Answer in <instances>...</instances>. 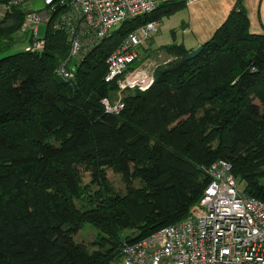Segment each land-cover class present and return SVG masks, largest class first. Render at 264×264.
Instances as JSON below:
<instances>
[{"label":"trees","instance_id":"obj_1","mask_svg":"<svg viewBox=\"0 0 264 264\" xmlns=\"http://www.w3.org/2000/svg\"><path fill=\"white\" fill-rule=\"evenodd\" d=\"M241 1L197 57L165 46L177 61L157 67L149 88L125 89L119 113L102 102L119 88L105 81L108 55L184 2L123 22L74 62L72 81L57 72L70 53L66 31L51 22L42 52L6 54L28 11L0 20V264H114L125 243L185 219L210 183L205 169L221 159L264 201V34L251 32ZM85 223L104 232L92 250L76 240Z\"/></svg>","mask_w":264,"mask_h":264},{"label":"built area","instance_id":"obj_2","mask_svg":"<svg viewBox=\"0 0 264 264\" xmlns=\"http://www.w3.org/2000/svg\"><path fill=\"white\" fill-rule=\"evenodd\" d=\"M31 0L3 3L0 19L15 7ZM44 10L28 11L21 27L30 32L26 51L42 52L46 40L37 37L45 22L66 31L70 44L68 59L57 68L64 80L75 78L76 64L88 52L119 28L123 22L154 13L165 2L191 5L200 0H42ZM159 23L148 21L129 30L107 57L106 82L120 90H145L155 80L156 60L143 58L140 47L157 32ZM139 62V65H133ZM133 67V68H132ZM142 74V78H135ZM105 110L119 113L122 97L103 99ZM210 183L195 213L166 226L136 243H125L114 264H264V201L245 193L226 160H217L206 169Z\"/></svg>","mask_w":264,"mask_h":264},{"label":"rangeland","instance_id":"obj_3","mask_svg":"<svg viewBox=\"0 0 264 264\" xmlns=\"http://www.w3.org/2000/svg\"><path fill=\"white\" fill-rule=\"evenodd\" d=\"M22 8L26 11H40L46 8L44 2L42 0H31L27 3L21 5ZM0 11H3V4L0 3ZM173 15V16H172ZM170 16H161L159 18V22L162 24L158 26L157 32L152 33L143 43V47H141V55L143 58H150L156 60L159 64L158 67H167L171 66L174 61H177V58L171 54L165 46L168 44L179 43L184 44L186 49H194L195 50V35L193 33L189 34L186 32L183 33L182 23L186 21L187 11L176 12ZM2 19V18H1ZM0 19V20H1ZM24 24V23H23ZM48 30V25L43 22L38 26L37 37L39 39H44L46 36V32ZM18 40L13 42L12 47L6 52V54L15 53L21 50H25L26 46L29 44V40L31 38L30 32H22L21 29L17 31ZM115 98H125L129 91L120 90L118 88L116 90ZM107 176L112 182L115 190L117 192L124 193L126 191V186L123 183L120 175L115 174L111 170L107 171ZM91 178L89 175H86L84 182L86 184L90 183ZM239 185L244 188L245 182H239ZM93 190H97V187H92ZM198 206V202L193 204L189 209L187 216L196 212ZM137 234L136 230H127L125 231V235H134ZM104 236V232L93 226L90 223H85L82 226V229L76 236V240L84 245H87L91 250L94 249L92 243L96 240L102 239Z\"/></svg>","mask_w":264,"mask_h":264},{"label":"crops","instance_id":"obj_4","mask_svg":"<svg viewBox=\"0 0 264 264\" xmlns=\"http://www.w3.org/2000/svg\"><path fill=\"white\" fill-rule=\"evenodd\" d=\"M238 1L200 0L197 3L185 5L178 11H187V20L182 23V30L184 34L190 32L195 35V49L213 37L216 30L236 8ZM241 2L249 17L251 32L264 34V0H242ZM158 23L162 24L159 20Z\"/></svg>","mask_w":264,"mask_h":264},{"label":"water","instance_id":"obj_5","mask_svg":"<svg viewBox=\"0 0 264 264\" xmlns=\"http://www.w3.org/2000/svg\"><path fill=\"white\" fill-rule=\"evenodd\" d=\"M202 50H203V45H199L195 50L189 52L186 55L187 60H191V59L197 57L201 53Z\"/></svg>","mask_w":264,"mask_h":264},{"label":"bare ground","instance_id":"obj_6","mask_svg":"<svg viewBox=\"0 0 264 264\" xmlns=\"http://www.w3.org/2000/svg\"><path fill=\"white\" fill-rule=\"evenodd\" d=\"M135 78H142V74L137 75Z\"/></svg>","mask_w":264,"mask_h":264}]
</instances>
